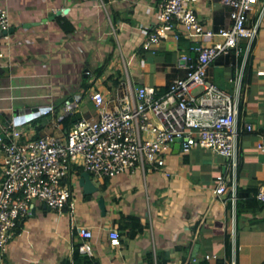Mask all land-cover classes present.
I'll return each mask as SVG.
<instances>
[{"label": "crops", "instance_id": "1", "mask_svg": "<svg viewBox=\"0 0 264 264\" xmlns=\"http://www.w3.org/2000/svg\"><path fill=\"white\" fill-rule=\"evenodd\" d=\"M161 1L0 0L12 21L10 44L0 43L7 53L0 63V127L17 108L53 107L51 116L42 114L23 125L35 137L61 134L65 130L54 116L75 94L83 97L76 113L88 117L100 113L94 90L112 97L152 85L158 95L165 94L175 78L186 74L181 55L195 56L191 45L218 37L181 32L178 42L163 39L148 46L151 29L161 22ZM190 3L210 28L233 22L222 0ZM248 22L258 25V34L248 59L251 81L244 83L241 96L244 131L236 202L230 190L216 192L219 176L230 173L228 158L207 147L184 153L175 143L165 154L163 170L141 168L94 181L99 191L93 195L80 185L81 166L76 165L72 207L58 212L37 206L0 264H63L72 256L75 228L93 244L102 264H231L233 259L264 264V200L259 196L264 184V0L255 2ZM242 62L235 52L223 55L211 65L210 78L234 93L232 79ZM124 214L139 217L145 229L131 236L120 225ZM113 228L120 231L118 241L111 237Z\"/></svg>", "mask_w": 264, "mask_h": 264}, {"label": "built area", "instance_id": "2", "mask_svg": "<svg viewBox=\"0 0 264 264\" xmlns=\"http://www.w3.org/2000/svg\"><path fill=\"white\" fill-rule=\"evenodd\" d=\"M256 1L222 0L231 8L233 22L219 29L206 26L190 0L160 2L161 22L151 29L148 46L163 39L178 42L181 32L192 37H218L209 44L191 45L195 56L190 52L181 55L180 65L186 74L175 78L165 94L158 95L152 85L139 86L135 94L128 90L112 97L94 90L91 96L100 109L99 115L83 116L67 133L50 132L35 137L28 133L25 123L2 124L0 259L37 206L58 212L72 207L76 183L71 175L76 165L100 178L134 173L141 168L160 170L166 167L165 154L179 138H184V153L207 147L228 158L230 173L219 176L216 192L223 195L230 190L236 202L244 131L240 125L241 96L246 66L258 34V25L251 26L248 21ZM11 26L9 9L0 8V43L5 40L10 44ZM233 52L241 55L243 62L232 79L235 91L231 93L212 80L209 71L220 57ZM6 56V51L0 50V63ZM82 101L79 94L64 101L54 116L58 127L64 129L63 119L76 113ZM53 113V107H46L42 114ZM246 128L252 131L254 127L248 123ZM259 196L264 200V184ZM111 237L118 241L120 231L113 228ZM79 251L95 255L88 238L80 244ZM231 264H237L236 259Z\"/></svg>", "mask_w": 264, "mask_h": 264}, {"label": "trees", "instance_id": "3", "mask_svg": "<svg viewBox=\"0 0 264 264\" xmlns=\"http://www.w3.org/2000/svg\"><path fill=\"white\" fill-rule=\"evenodd\" d=\"M108 1V0H105ZM250 61H248L247 66H246V74H245V78H244V83H247L249 81H251V77H252V73H251V66L249 64ZM61 106V105H60ZM83 115L80 112L77 113H73L70 114L68 116H66L63 119V125H64V130L65 132H69V130L71 129L72 125L78 121L80 118H82ZM241 117H242V112H241ZM40 119H36L35 122H38ZM84 171L83 168H79L78 172L79 174H82V172ZM237 206H240V202L239 199L237 201ZM68 208H66L67 210ZM24 223H22V225H20L18 232H20L22 226ZM121 228H126L129 229L131 232V236H135L137 233L142 232L145 229V224L142 223L141 219L137 216L134 215H126L124 214L122 217V220L120 222ZM73 240H74V246H73V253L72 256L70 258H67L63 264H102L100 258L98 257H94V256H87V255H83L80 253L79 251V246L80 244H82L84 242V240H86V236H82L77 229H73ZM168 260V259H166ZM161 264V262L159 263Z\"/></svg>", "mask_w": 264, "mask_h": 264}, {"label": "water", "instance_id": "4", "mask_svg": "<svg viewBox=\"0 0 264 264\" xmlns=\"http://www.w3.org/2000/svg\"><path fill=\"white\" fill-rule=\"evenodd\" d=\"M46 110V107L42 108H17L13 111L12 116L9 118V121H14L17 125L26 123L28 121L33 120L34 118L42 115V113ZM184 138H179L176 141V144L181 147ZM92 174L85 170L82 172L80 177V185L83 187L85 193L93 195L99 191L98 185L92 179ZM99 203L102 208L103 214H106V201L104 197L99 198ZM199 245L195 246V250H197ZM196 254V251H194Z\"/></svg>", "mask_w": 264, "mask_h": 264}, {"label": "rangeland", "instance_id": "5", "mask_svg": "<svg viewBox=\"0 0 264 264\" xmlns=\"http://www.w3.org/2000/svg\"><path fill=\"white\" fill-rule=\"evenodd\" d=\"M92 176V179L97 183V182H100L101 180H105V179H107V178H109V177H103V178H100L99 176H96V175H94V174H92L91 175ZM100 179V180H99ZM75 197H76V186H75Z\"/></svg>", "mask_w": 264, "mask_h": 264}, {"label": "clouds", "instance_id": "6", "mask_svg": "<svg viewBox=\"0 0 264 264\" xmlns=\"http://www.w3.org/2000/svg\"><path fill=\"white\" fill-rule=\"evenodd\" d=\"M85 171V170H84Z\"/></svg>", "mask_w": 264, "mask_h": 264}]
</instances>
